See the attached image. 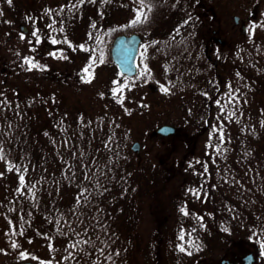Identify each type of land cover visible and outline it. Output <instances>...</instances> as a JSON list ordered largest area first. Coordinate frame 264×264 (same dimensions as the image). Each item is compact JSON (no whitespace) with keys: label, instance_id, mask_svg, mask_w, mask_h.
<instances>
[{"label":"rangeland","instance_id":"1","mask_svg":"<svg viewBox=\"0 0 264 264\" xmlns=\"http://www.w3.org/2000/svg\"><path fill=\"white\" fill-rule=\"evenodd\" d=\"M153 2L159 6L169 1ZM133 6L130 0H84L83 4H78V0H12L11 4L0 0V103L9 104L23 98L33 101L34 105L35 98L42 99L50 104L58 103L72 120L84 121L90 117L96 124L90 126L91 132H101L99 119L111 130L116 128L115 135L125 140V155L131 163H136L138 172L132 194L127 197L119 192L115 197L119 199L120 213L115 225L122 234L117 242L124 250L120 258H127L130 264H219L221 259L240 264L241 256L252 252L253 264H264V242H255L241 225L225 219L229 211L222 203V193L228 184L235 185L239 181L230 167L238 164L235 154L240 132L249 134L253 126L261 129L264 55L253 54L250 62H245L244 57L257 45L264 49V34L242 48L247 51H243L242 60H237L234 72H229L220 89L211 82L214 70L209 63L192 81L187 79L180 65L185 59L181 54L173 66L164 65L160 57L153 62L150 73L156 74L155 81L141 75L124 80L108 60L99 61L92 46L103 32L130 25L134 19ZM160 10L173 19L170 9ZM163 14L155 18L156 23L164 21ZM53 20L56 23L49 28ZM178 21L175 23L179 24ZM33 31H37L40 43L32 36ZM221 37L227 40L228 32L225 30ZM53 38L61 42L53 44ZM65 38L71 46L64 42ZM25 57L32 58L42 68L29 71ZM92 57H96V61L89 69L91 83H85L83 69ZM114 81L129 84L123 91V104L118 102L119 94L113 96ZM229 84L236 97L232 103H228ZM161 85L169 91L162 92ZM217 100L221 102L219 105ZM233 112L235 115L230 116ZM162 123L173 125L175 132L166 136L156 134L155 128ZM221 124L223 142L229 145L226 147V144L221 145L219 132L213 131V125L219 129ZM134 141L139 143L137 151L131 149ZM256 147L264 152V140L257 142ZM2 170L0 166V191L15 182L11 172ZM2 172L5 176H1ZM228 172L229 177L221 176ZM154 176L160 187L165 188L162 198L154 194ZM191 190H198L199 196ZM205 195L208 202L204 201ZM181 208L189 214L184 215ZM211 212L215 220H210L209 225L217 228L216 235L202 218ZM20 229L0 215V264L44 263L39 258L46 257L52 258L55 264L61 262L56 253L61 242H53L55 249L50 250L47 242L26 239L27 233L17 232ZM181 229L184 230L185 252L177 248L181 243L178 239ZM13 243L17 247H13ZM189 251L191 255L187 254Z\"/></svg>","mask_w":264,"mask_h":264},{"label":"trees","instance_id":"2","mask_svg":"<svg viewBox=\"0 0 264 264\" xmlns=\"http://www.w3.org/2000/svg\"><path fill=\"white\" fill-rule=\"evenodd\" d=\"M161 8L153 6L150 24L163 14ZM133 30L132 25H126L103 32L92 46L93 54L98 57L103 54L113 66L109 56L113 36ZM121 76L124 80L136 78ZM49 104L37 98L34 105L23 98L0 103V148L4 156L0 166L15 178L12 186L1 188L0 215L14 228L20 227L18 233H27L26 239L47 242L50 250L55 249L53 242H61V248L56 251L61 262L56 264H130L127 258H120L124 250L117 241L122 234L115 225L120 216L119 199L115 197L119 192L127 197L132 194L138 176L136 163H131L125 155V140L119 139L116 128L111 130L102 119L98 124L102 126L101 132L94 133L90 126L96 124L90 117L84 121L72 120L58 103ZM259 125L260 130L253 126L249 134H239L237 159L234 158L238 164L230 167L239 181L228 184L222 193L224 209L229 211L222 216L230 218L231 224L241 225L255 242H264V152L256 147L257 142L264 140V116ZM222 144L229 146L226 142ZM3 172L1 176H5ZM229 172L221 176L229 177ZM21 174L25 177L23 188ZM155 177L154 194L162 198L165 188L160 187ZM208 195L204 196L206 202ZM202 218L210 226L215 215L211 212ZM210 228L216 235L217 228ZM73 244L75 248L71 247ZM39 261L55 264L49 257Z\"/></svg>","mask_w":264,"mask_h":264},{"label":"flooded vegetation","instance_id":"3","mask_svg":"<svg viewBox=\"0 0 264 264\" xmlns=\"http://www.w3.org/2000/svg\"><path fill=\"white\" fill-rule=\"evenodd\" d=\"M130 1L134 5L133 9L139 7L134 0ZM168 1L166 5L159 6L164 10L170 9L173 19L170 15L163 14L165 15L163 22L150 24L148 18L146 22L133 25L135 30L124 33L135 32L139 35L137 71H143L145 64L150 69L159 57L169 66L176 65L177 57L181 54L185 59L181 60L180 65L183 66L187 79L192 81L195 74L209 63L214 70L211 82L220 89V86L226 83L225 78L229 72L231 70L234 72L237 60H242L243 51H247L242 48L249 46L251 40H259L264 34V0ZM151 3L155 5L153 0ZM133 15L135 18L134 10ZM185 20L188 21L187 24L184 23ZM25 30L26 28L24 32ZM225 30L228 32L227 40L221 37ZM145 45L146 58L142 59L141 53L144 52L142 46ZM257 46L247 52L245 62H250L253 54L264 55V49ZM204 62L206 64H203ZM240 67L245 69L243 66Z\"/></svg>","mask_w":264,"mask_h":264},{"label":"snow or ice","instance_id":"4","mask_svg":"<svg viewBox=\"0 0 264 264\" xmlns=\"http://www.w3.org/2000/svg\"><path fill=\"white\" fill-rule=\"evenodd\" d=\"M7 2L9 4H11L12 3V0H7ZM134 2L135 3H138L139 4V7L133 9L134 12H135V18L132 21H130V25H135V24H138V23L146 22L148 20V18H149V14L153 11V5L151 3V0H147V3H146V0H134ZM83 3H84V0H78V4H83ZM76 6L77 5H72V7H76ZM61 11H63V9H61ZM55 23H56V21L53 20V23L50 24V25H48V27L49 28H52L53 24H55ZM184 23L187 24L188 21L185 20ZM93 27H95V24H93ZM60 31L61 32L64 31L63 27L60 28ZM178 31L179 30H177V32ZM32 36L37 37L36 42L37 43H40V39L37 36V31H33L32 32ZM24 38L25 37L22 35L21 36V39H24ZM51 42L53 44H57V43H60L61 41H58L57 39L53 38ZM64 42L65 43H69V46H71L70 45V42L67 41V38H65V41ZM153 43H156V42H153ZM80 47L83 48L84 46L83 45H80ZM142 47H144V52L141 53V57H142V59H144V58H146L147 46L145 45V46H142ZM51 55H54L55 56L56 53H51ZM61 58L67 59L66 56H61ZM98 59H99V61L101 63H103V59H104L103 54H101ZM132 59H134V53H133L132 56L127 57V61L128 62L126 64V68L128 70H132V68H133V65L131 63ZM95 61H96V57L90 58V64L83 69V72L86 75L84 77H82V79H83V81L85 83H91L92 73L89 72V69L93 66V64H95ZM24 62L26 64H28V66H29L28 67V70L29 71L32 70V69L42 68V66L38 62H34V60L32 58L25 57L24 58ZM121 75H123V73H121ZM141 75H144L145 77H147L148 75H150V69L147 68V65L146 64L144 65V72ZM237 75H239V73H237ZM113 83L116 85V87H114L112 89L113 96L114 97H117V94H119L118 102L121 103V104H123V91H124V88L125 87H129V84H128L127 81H125L124 84H121L119 81H114ZM228 87H229L228 103H232L236 99V97L234 95H232V88H231V85L230 84H229ZM160 90L162 92H164V93H167L169 91V89L167 87H165L164 85H161L160 86ZM235 91L238 92L239 89H236ZM216 103L219 105L221 102L219 100H217ZM224 107H226V105L221 107V112L224 111ZM229 115L230 116H234L235 113L233 112V113H230ZM213 131H218L219 132V134H220L219 135L220 141L223 142V139H224L223 125L221 124V126H220L219 129H217L216 126L213 125ZM210 141H211V136H210ZM216 151L219 152L220 151V148L217 147L216 148ZM3 158H4L3 151H2V148H0V159H3ZM13 167H15V166H13ZM9 170H12V169L10 168ZM16 170L17 171H20L19 168H17ZM25 171H26V169H25ZM205 172H207V165H205ZM19 180H20L21 188L25 187V177H24L23 174L20 175ZM191 191H193V194L194 195L199 196L198 190H191ZM181 212L184 215H188L189 214L186 211L185 208H181ZM224 230L227 231V229H224ZM193 231H194V229H193ZM178 239L181 241V243L177 245L178 250L181 251V252H185L186 251V248H185L184 243H183V241L185 239V236H184V230L183 229H181V232H180V234L178 236ZM83 243H89V241H83ZM12 246L13 247H17V245L15 243H13ZM71 247L72 248H75L76 247V244L71 245ZM262 247H264V245H262ZM187 254L188 255H191L192 253L189 251V252H187ZM23 255L24 254L22 253V256ZM69 255L71 256V253ZM117 255H118V253H117ZM68 258L69 257H65V259H68Z\"/></svg>","mask_w":264,"mask_h":264},{"label":"water","instance_id":"5","mask_svg":"<svg viewBox=\"0 0 264 264\" xmlns=\"http://www.w3.org/2000/svg\"><path fill=\"white\" fill-rule=\"evenodd\" d=\"M139 42V36L135 33H131L129 35L120 34L117 35L111 45L110 54L113 63H115L119 72L126 74L128 76L133 75L136 72V65H135V57L137 53ZM134 53V59H132L131 63L133 65L132 70H128L126 68L127 64V57L132 56ZM155 133L161 135H170L175 132V127L171 124L163 123L157 126L154 130ZM132 150L137 151L139 149V143L134 141L131 145ZM253 254L247 253L242 257V264H252L253 262ZM225 262H221L224 264ZM15 264H41L32 261H24ZM227 264V263H225ZM232 264V263H231Z\"/></svg>","mask_w":264,"mask_h":264}]
</instances>
